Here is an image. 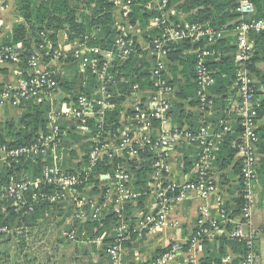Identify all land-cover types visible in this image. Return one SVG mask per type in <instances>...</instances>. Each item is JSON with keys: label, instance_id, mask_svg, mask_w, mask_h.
<instances>
[{"label": "built area", "instance_id": "1", "mask_svg": "<svg viewBox=\"0 0 264 264\" xmlns=\"http://www.w3.org/2000/svg\"><path fill=\"white\" fill-rule=\"evenodd\" d=\"M174 0H150L146 8L158 12L149 22L152 28L162 30V37L154 40L148 45L147 50L154 56L150 72L152 76L151 90L153 92L147 101L135 100L130 107L128 124L124 129L116 131L114 139L115 148L110 142L105 141V132L101 135L98 132L92 137L93 145L88 150L85 158L80 159L73 170L62 169L61 161L64 159L65 148L63 134L59 131V121L64 119L70 123L82 122L86 118H95L98 123L103 121L104 113L113 108L109 103L112 98V88L117 87L111 71L120 67L135 50V45L129 37L128 20L132 13L133 5L129 0H114V6H122V23L115 27L117 37L114 40L111 51L102 52L95 48L82 46L72 52V58L80 66L82 71L93 75L97 82V89L94 92L96 99L88 100L84 97L72 102L71 106L60 113H54L50 118V130L46 136L31 144L30 146L10 149L0 148V169L8 167L10 162L19 163L34 158H41L46 164L42 168L41 175L30 177L23 175L12 178L10 182L0 189V212L5 214L13 209L16 214L27 215L33 212L34 206L40 202H46L51 207L71 209L72 218L80 224L95 223L100 227L106 216H115L114 244L109 245L106 250L110 264H120L121 248L124 242L130 240V231L159 229L162 227L171 210L180 200L195 193L198 198L207 201L215 195L213 181V154L218 150V145L223 133L228 131L226 122H220L223 132H212L210 126H200L196 132H189L184 127L181 130L171 125V103L164 99L173 91L161 77L162 72L167 71L165 65V46L181 40H189L192 44L204 40L201 48L194 51L196 62L194 65V84L198 88L199 107L198 112L203 116L213 114L214 104L208 99V88L214 84V72L206 66L208 62L216 61L221 55L210 47L227 36L232 38L235 47L234 64L235 74L232 89L237 98V119L242 130L239 142L236 145L240 153L239 186L240 196L244 204L238 216L233 217L232 212L219 198H215V212H211L208 206L201 207L197 217L196 236L188 244L191 250L193 245H201L205 240L214 241L221 237H228L241 244L242 252L236 257L228 255L223 257L218 264H257V249L255 236L249 233L245 236L242 233V226L248 223L251 212V201L253 191L258 178L259 155L257 154V108L259 101L256 98L254 77L246 70L245 63L252 56L254 51L250 34L264 32V19L254 17V7L250 0H234L231 12L237 14L238 23L228 33L224 28H214L208 24L186 23L182 20L184 15L177 10L180 2ZM178 18V23L172 19ZM182 20V21H181ZM19 49L6 47L0 50V63L20 65L21 59ZM58 49H53L52 44L44 40L37 49L32 51L26 61L27 71L25 78L21 79L16 87L0 86V108H19L21 104L49 103L52 96L58 91V74L44 65L45 60L60 58ZM262 90V88L260 89ZM142 91L138 86L133 87L129 95L135 96ZM95 108L96 111H93ZM91 116V117H88ZM101 126L99 128H101ZM86 130L88 127L84 126ZM98 128V129H99ZM104 134L102 139L101 136ZM85 144L87 142H84ZM194 148L199 151L194 163V176L183 182H175L169 179V168L167 160L171 151L181 147ZM147 151L154 155L152 163V174L147 184L148 197L154 200L155 213L141 214L136 216L134 221L125 216V206L137 205L139 194L135 192V177L129 163L141 162L140 153ZM119 161V162H118ZM99 166H104L109 173V179L113 195L105 196L102 200L95 202L91 196H83L87 190H102L99 187L97 177L100 172L96 171ZM138 170V167L135 168ZM97 181V184L87 185L90 179ZM96 183V182H95ZM46 186H54L52 192H44ZM77 188H82L81 192ZM104 196V195H103ZM235 219L237 223L235 224ZM134 222L135 228L131 226ZM232 226L231 231L228 228ZM17 231V230H16ZM10 233L5 225H0V236ZM76 230L72 228L66 237L73 242L76 239ZM106 232L102 235L105 236ZM218 245V243H217ZM185 245L172 244L160 257H157L148 264H168L183 254ZM188 264H196L188 261ZM200 264V263H198Z\"/></svg>", "mask_w": 264, "mask_h": 264}, {"label": "trees", "instance_id": "2", "mask_svg": "<svg viewBox=\"0 0 264 264\" xmlns=\"http://www.w3.org/2000/svg\"><path fill=\"white\" fill-rule=\"evenodd\" d=\"M113 1L114 0H22L20 3V13L26 26L22 24L15 25L9 37L3 41V45L9 47L15 46L19 43L24 45L20 55L22 61L21 66L23 69H26V61L32 54L33 50L32 41L27 40L28 33L32 35L35 44L34 47L36 49L44 40L49 41L52 44L53 49H57V34L59 32H64L69 43L78 41L80 44L88 48H95L102 52L111 51L113 49L114 40L117 37L113 20V9L115 7ZM129 1H131L133 5L132 13L128 20L129 24L134 26L138 25V28L143 32L145 42L148 45L153 44L154 40H159L162 37V30L150 27L149 22L159 13L146 8L150 0ZM250 1L254 7V17L256 19H264V0ZM177 2H179V0H174L173 3ZM233 6L234 0H184L178 5L177 10L186 15L184 21L186 23L208 24L214 28H224L230 33L238 23L237 14L231 12ZM172 20L177 24H180L178 23V18ZM46 32H49V35H46ZM129 38L132 39L135 45V50L128 60H126L120 67L111 71L117 87L116 89L112 88L109 90L112 93L110 102L111 104L117 105V107L112 111H106L104 113L102 126L101 123L96 121L98 120L97 116L91 119H84L85 121L83 125L88 127L90 132L88 135L82 136L81 138H90V140L86 141L87 143L83 146L84 148H82L83 155H87L88 150L93 145L91 139L92 137H95L98 132L101 135V132L104 131L105 135H107V131L114 133L119 127V104L131 94L134 86H138L140 91L151 90L152 88V82L150 81L152 76V73L150 72L151 63L146 60V54L140 50L135 39L133 37ZM250 39L253 42L254 51L244 66L257 82L255 89L256 98L259 101V107L257 108L258 121L264 117V70H261L258 67V64L264 63V32L250 34ZM203 44L204 40L193 44L189 40H181L167 44L164 48L169 65L166 66L167 71L162 72L161 77L171 87L177 86L176 98L178 99L177 102L171 103V111L169 114L172 118V125L175 126L177 130H181L185 127L189 132H196L200 126L211 125L210 129L212 132H223L224 126H221L220 122H224L226 117L228 109L227 95L228 93L235 92L231 89L236 69L234 64L235 47L232 38L229 36L210 47L211 49L222 53L216 61L208 62L206 64V66L214 72L213 77L215 82L208 88V99L212 100L214 109L217 111L215 114L216 116H214L215 118H218H203V115L198 112V88L192 81L194 80V65L196 62V54L194 51L201 48ZM72 59H70L69 62L74 61V59ZM178 68H180V71ZM74 70L71 82L63 81L60 83V78L57 77L58 88H61L68 93L71 92L77 80L76 67ZM178 72L181 76L186 78L185 83L180 84L181 81L177 78ZM86 74V84L83 88L78 90L73 98L74 102L80 97H84L88 100L97 98L94 94L97 89L96 79L90 73L86 72ZM261 88L262 90H260ZM259 94L261 95L260 99L258 98ZM184 103H187L189 109H197V121L192 119L195 115L185 110ZM19 108L22 110V113L17 122H7L5 138L0 136V148L7 147L10 149H16L30 146L37 142L41 136H46L49 132L47 131V126L50 122L49 114L51 109L47 102L41 104H33L29 102L21 104ZM93 111H96L95 108ZM129 114H131V112ZM100 126L101 128H99ZM72 128H75L74 125H72ZM64 130V124L62 127L59 126L60 133ZM256 132V149L257 154L260 155L257 179L259 186L261 187V194L264 195V126L259 128ZM241 133L242 130L238 126H236L233 131H225V133H223L222 139L218 145V150L213 154V172L215 169L220 171L225 170L232 164L237 153L236 145L239 142ZM66 137H70L75 143L79 142V137L76 136L78 137L76 138L75 136H72L70 131L66 132ZM103 137L104 134H102L100 139ZM63 141L62 138L60 142ZM182 149H188L194 155V158L191 160L187 157L185 158V171L191 170L199 151L184 146ZM70 154V159L77 156L74 151H71ZM140 157L141 162H139V164L134 162L129 163V165L133 167L131 170L135 177V192L139 194L136 206L139 208L142 207L143 202L148 198L149 194L146 186L150 181L152 163L155 160L154 155L147 151L140 153ZM82 159L85 160L84 157H82ZM46 164H48V162H46ZM46 164L42 162L41 158H34L25 162L20 161L19 163L10 162L9 166L5 167L2 172H0V189L6 186L12 178H18L23 175L32 178L40 176L42 168ZM61 165L62 169L68 170L69 173H73L71 168H67L66 163ZM137 167L138 170H135ZM240 167L241 162H237L233 168L238 175L240 173ZM101 168L103 169L100 170L98 168L96 171H107L104 166ZM96 183L95 180L91 178L87 185L92 186ZM54 189V186H46L43 188V191L52 192ZM82 190V188H77L78 192H81ZM243 204V198L239 196V199L236 201L237 207L232 210L233 217L239 215ZM58 209V207H51L46 202L36 204L33 212L27 215L16 214L13 209H9L5 214L0 212V225H5L13 231L32 228L40 225L39 223L41 221L45 222L50 216H53L58 212ZM133 210L134 206L132 204L126 205L124 215L127 217V215ZM116 220L117 219L114 215L109 214L103 221L102 227L95 223L86 224L89 238L95 239L106 232L105 239L103 240L101 257H107V247L114 244L115 234L111 233L108 237L107 231L109 228H114ZM213 242V245L219 248L218 254L209 259L202 260L200 264H218L222 258L221 256L225 255V247H229L235 251H239L241 248V244H238L237 241L233 239L227 240L226 238H223L219 239V241L214 240ZM217 243L218 246H216ZM213 245L211 248H213ZM163 253L164 251L161 252L160 250H157L155 259L160 257Z\"/></svg>", "mask_w": 264, "mask_h": 264}, {"label": "crops", "instance_id": "3", "mask_svg": "<svg viewBox=\"0 0 264 264\" xmlns=\"http://www.w3.org/2000/svg\"><path fill=\"white\" fill-rule=\"evenodd\" d=\"M21 1L22 0H0V50L8 47L3 45V41L9 37L11 34L13 27L18 24H22L26 26V23L20 13L21 8ZM124 1V0H122ZM182 3V2H180ZM179 3V4H180ZM122 6L118 5L114 7L113 9V20L115 27L120 25L122 23ZM186 16L182 18L184 21ZM181 20V21H182ZM128 32L136 41V44L139 46L140 50L145 53V58L148 62L152 63L154 60V56L150 54V51L147 50L148 44L145 42L143 38V32L138 28V25H130L128 26ZM46 35H49V32H46ZM27 40L32 41V47L33 50H35V44L34 40L32 38V35L28 33ZM57 43V49L60 51L61 56L60 58L53 59V60H45L43 63L46 67L54 70L57 72L58 77L60 78V83L63 81L71 82L74 74V68L77 69V80L75 83L74 88L71 90V92H66L62 90L61 88H58V91L54 96H52L51 101L48 103L50 106V114H49V120L53 117L54 113H60L62 110H65L69 108L73 102L74 96L77 94L78 90L80 88H83L86 84L87 80V74L86 72L82 71L80 66L72 61L69 62L70 59H72V52L77 48H82V44H80L78 41H74L73 43H69L67 40V36L64 32H59L57 34L56 38ZM15 49L20 48V52H22L24 45L22 43H19L15 46ZM32 50V51H33ZM73 60V59H72ZM165 65L168 66L169 63L167 62V59H165ZM262 64H258V67L261 70ZM181 68V67H180ZM180 68L179 71H180ZM182 69V68H181ZM27 71L22 68L20 65H14L10 63H0V86H11L16 87L18 83L26 76ZM177 78L181 81L180 84L185 83L186 78L181 76L179 72L177 73ZM193 81V80H192ZM179 85V84H177ZM232 89V88H231ZM176 90L177 86H173V91L166 95L164 99L169 101L170 103H175L178 101L176 98ZM233 90V89H232ZM153 92L150 91H142L135 96H127L124 101H122L119 104V110H120V116L118 125L119 127L116 129L119 130L121 128L124 129V127L128 124V118H129V109L132 106L133 102L135 100H148L152 95ZM234 93H228L227 95V102H228V109L226 112V117L224 119V122H226V126L228 128V131H233L236 126L238 125V119H237V113H236V107H237V98ZM261 95L259 94V99ZM109 103L111 104L110 100ZM113 108L107 111L114 110L117 105L112 104ZM184 107L186 111L191 112V114L195 115L192 119L196 120L197 115V109H189L187 103H184ZM22 110L20 108H12V107H3L0 108V136L5 138V132H6V124L7 122H17L19 116L21 115ZM217 111L213 108V114L211 116H203V118H215V114ZM215 115V116H214ZM91 117V116H88ZM218 118V117H216ZM215 118V119H216ZM91 119V118H86ZM191 119V120H192ZM202 119V118H201ZM199 119V120H201ZM51 122H49L47 126V131L50 130ZM65 127L64 131H61L63 134V144L65 148L66 154L63 156V160L61 163H66L67 168H74L78 161H80L83 153L82 145L84 142L90 140L88 139H82V136L88 135L89 130H86L82 122H76V123H70L65 121L64 119H60L59 126ZM72 125H74V129L72 128ZM83 125V126H82ZM171 125H172V118H171ZM264 126V117L259 119L256 123V129ZM70 131L72 136H78L79 142L75 143L73 139L70 137H66V132ZM110 133L107 131V135L104 138L106 142H110L111 147L115 148L116 140L114 139V134L116 133ZM75 134V135H73ZM66 137V138H65ZM76 137V138H78ZM69 145L71 148V151L76 152L77 156L73 157V159H70V153ZM240 153H236L235 158L232 162V164L225 170H217L215 169L213 172V181L215 185V195L213 198L203 201L195 193H191L187 198H184L180 200L173 209L171 210V213L169 217H167L165 224L160 227L159 229H153L152 231L148 230H134L130 234V240L127 243H124L122 245L121 250V262L120 264H148L149 262L153 261L156 257L157 250L166 251L169 246L172 244H180L185 245L183 249V254L179 257H177L173 262L168 264H188V261H193L196 264L200 263L202 260L209 259L211 257H214L218 254V247H215L213 245V241L205 240L201 245H193V247L188 249V244L185 243L186 241H190L192 238L196 236L197 227H196V221L198 214L200 212L201 207L208 206L211 208V212H215L216 203L215 198H219L222 200L227 208L232 212L233 209H235L236 201L239 199L240 196V186H239V175L236 174L234 171V165L237 162H240ZM188 158L189 160L194 158V155L192 152L188 149H182L181 148H175L173 151H171L169 158L167 160L168 168H169V179L175 182H183L186 179H192L194 176L195 170L192 167L191 170L185 171L186 168H184L185 164V158ZM260 159V155H259ZM97 181L99 184L100 189L102 190H87V193L83 196H91L93 197V200L97 202L98 200H102L105 196L113 195V190L111 188L110 179H109V173L107 171L100 172ZM95 181V182H97ZM97 184V183H96ZM104 195V196H103ZM261 194V187L259 186L258 179L257 183L255 185L252 201H251V212L250 217L248 220V223L242 226V233L247 236L249 233L254 234L255 236V246L257 249V256L259 257V246H260V240L262 237H264V195ZM260 200H262L260 202ZM256 210L263 211L262 214L257 215L255 213ZM59 213V214H58ZM145 213H155V205L154 200L151 197H148L147 200L143 202V205L141 208L134 206V210L128 214L132 220L136 216H140L141 214ZM72 211L68 208H59L58 212H56V215H61V222L60 224L63 225L64 230L60 231L61 239L65 242H69L66 238V231L65 230H71L72 228H75L77 234L76 239L71 243L70 250H66V257H62V260L59 257V264H110L109 260L106 256L101 257V251L103 248V240L105 239V236L101 235L100 237H97L95 239L89 238L86 224H80L73 220L72 218ZM65 220L62 222V220ZM49 220V219H47ZM52 220V219H51ZM237 219H235V224L237 223ZM40 225L35 226L33 228H36L39 226H42L44 224L43 221L39 223ZM131 228L134 229L135 225L134 223H131ZM228 229L230 232L232 229ZM107 236L109 237V234L114 233V228H109L107 231ZM26 236L22 237H0V248H3L5 244L12 245V244H18L22 239H24ZM60 238V237H59ZM57 239V241L61 239ZM226 238L227 240H230L228 237H221L220 239ZM66 239V240H65ZM232 240V239H231ZM60 242L61 244H65L64 242ZM219 241V239H218ZM23 242V241H22ZM213 245V248L211 246ZM216 246H218L216 244ZM101 247V248H100ZM69 251V252H68ZM71 252L73 253V258H75L74 261H65L66 258L69 259V256H71ZM225 255L221 256L226 257L228 255H233L238 257L241 254V248L238 250H233L229 247H225ZM70 253V254H69ZM51 254L47 251L43 252L42 261L36 260L35 252L30 245V241L28 240L27 247H23L20 251L18 250L16 253H14L12 256H8V254H5L3 251H0V264H50L49 259H52ZM65 256V255H63ZM68 256V257H67ZM101 258H104L101 260ZM260 264H264L260 263Z\"/></svg>", "mask_w": 264, "mask_h": 264}, {"label": "rangeland", "instance_id": "4", "mask_svg": "<svg viewBox=\"0 0 264 264\" xmlns=\"http://www.w3.org/2000/svg\"><path fill=\"white\" fill-rule=\"evenodd\" d=\"M264 68V63L262 64V69ZM130 112V109H129ZM130 116V114L128 115ZM85 143L82 145L84 146ZM84 148V147H82ZM69 153L71 152V148L69 145V149H68ZM66 154V152H65ZM102 166H99L98 168L100 170H102L103 168H101ZM5 168V167H4ZM0 169V172H2V170L4 169ZM12 180V179H10ZM262 200H260L261 202ZM61 208V207H58ZM255 213L257 215H260L263 213V211H258L256 210ZM59 214V213H58ZM61 215H56V213L53 216H50L48 219L44 222V224L42 226L36 227V228H26V229H20L17 231H13L10 229V233L5 235V237H22V236H26L24 239H22V241H20L18 244H10L7 245L5 244V246L3 248H0V251H3L5 254H8V256H12L14 253H16L18 250L20 251L23 247H27L28 245V240L30 241V245L32 246L34 252H35V256H36V260L42 261V257H43V252L47 251L48 253H50L51 258L49 259L50 264H59V257L62 260V257H66V250H70L71 248V243L67 242V241H63L61 239V235L60 231L64 230L63 225L60 224L61 222ZM52 219V220H51ZM65 221L64 219L62 220V222ZM66 234H68L69 230H65ZM60 237V238H59ZM61 239L59 240L60 242H64L65 244H61L59 243V241H57V239ZM67 238V237H66ZM66 240V239H65ZM101 248V247H100ZM69 252V251H68ZM70 254V253H69ZM65 255V256H63ZM71 256H69V259L66 258V262L68 261H74V263H76L75 258H73V253L71 252L70 254ZM68 257V256H67ZM104 258H101V260H103ZM108 260V259H106ZM264 262V237L261 238L260 240V246H259V257L257 259V264L263 263Z\"/></svg>", "mask_w": 264, "mask_h": 264}]
</instances>
